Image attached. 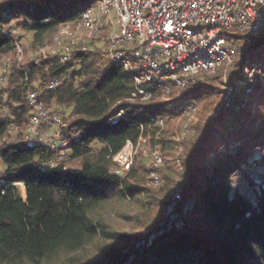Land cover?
<instances>
[{
	"label": "trees",
	"instance_id": "trees-1",
	"mask_svg": "<svg viewBox=\"0 0 264 264\" xmlns=\"http://www.w3.org/2000/svg\"><path fill=\"white\" fill-rule=\"evenodd\" d=\"M90 1H0V71H9L7 82L0 83V264H93L79 255L92 245L109 255L106 246L120 242L121 236L111 231L102 212L127 198L139 201L146 195V202L158 207L161 200L160 192L154 195V189L141 183L144 160L136 161L122 178L112 156L127 140L137 143L150 131L158 134L155 120L175 121L182 115L183 103L202 99L203 115L182 143L185 179L175 185L167 178L161 187L167 193L176 188L181 199L174 197L168 204V218L144 220L128 254L118 260L264 264V173L249 178L250 171L264 167V32L243 46L230 75L233 83L242 79L247 61L258 60L262 80L255 83L247 102L243 85L229 107L222 98V107L209 118L211 97L222 91L212 77L198 80L174 100L131 102L132 78L110 62L96 41L74 45L65 64L60 54L19 60L16 44L24 39L20 32L32 35L33 50L50 45L60 25L77 18L69 7L81 10ZM25 78L28 82L22 83ZM54 78L60 83L50 90ZM28 87L38 91L50 112L63 120L69 150L59 166L51 167L54 152L27 138L33 114ZM116 105L125 118L110 122ZM256 150L262 151L257 158ZM235 180L249 192L234 190ZM18 183L25 186V198Z\"/></svg>",
	"mask_w": 264,
	"mask_h": 264
},
{
	"label": "built area",
	"instance_id": "built-area-1",
	"mask_svg": "<svg viewBox=\"0 0 264 264\" xmlns=\"http://www.w3.org/2000/svg\"><path fill=\"white\" fill-rule=\"evenodd\" d=\"M82 8L75 20L60 25L50 45L41 46L42 56L59 55L62 64L68 62L74 45L99 42L113 65L122 67L132 78L134 91L131 102L149 103L154 98L168 101L176 99L183 90L198 80L211 78L223 66L224 105L232 104L236 92L246 85L245 98L255 90V83L262 79L261 69L254 66L241 72L243 78L230 79L235 68L237 44L248 46L264 29V0H92ZM19 60L24 50L16 44ZM8 69L0 71V83L8 80ZM259 74V75H258ZM28 82V78L22 79ZM60 83L54 78L48 88ZM174 90L176 93H174ZM27 99L33 106L26 129L27 138L36 146H45L54 152L51 167L59 166L68 154L64 139L63 120L45 105L39 92L27 88ZM198 102L183 103L182 115L196 112ZM110 122L125 118L124 111L114 106ZM163 131L165 121L155 120ZM14 129V127H12ZM183 137L189 132L185 125ZM157 134V135H158ZM154 145V144H153ZM142 135L137 143L126 141L123 149L112 156L115 172L122 178L134 166L140 151L152 159L147 183L156 188L161 185L159 168L164 163L158 145L153 146ZM68 166H64L66 171ZM3 164L0 159V172ZM264 173V167L250 171L254 179ZM20 189L24 184L18 183ZM21 190V193H22ZM23 194V193H22ZM176 199L181 195L177 193Z\"/></svg>",
	"mask_w": 264,
	"mask_h": 264
},
{
	"label": "rangeland",
	"instance_id": "rangeland-1",
	"mask_svg": "<svg viewBox=\"0 0 264 264\" xmlns=\"http://www.w3.org/2000/svg\"><path fill=\"white\" fill-rule=\"evenodd\" d=\"M1 1V0H0ZM84 3V0H81ZM69 10L75 12L76 15L80 12V8L69 7ZM23 35L24 39L21 41L20 45L24 50V56L22 62H31L36 61L38 57H40L39 49L33 50L29 47L32 41V35L24 32H20V36ZM244 44L239 42L237 44V58L239 57V52L242 51ZM248 69L253 68L254 66L259 67V61L254 60L252 62H248ZM219 73L216 77H212V82L220 86L221 93L218 92L211 97V105L206 109L207 117H212L214 113L222 107V98H224V85H222V76L225 73L224 67H218ZM235 71V68L231 70L230 75ZM259 75V74H258ZM216 78V79H215ZM262 80V79H261ZM174 93L176 91L174 90ZM171 100V99H169ZM206 103V100L202 99V101L198 102L197 110L195 113H191L189 115H181L177 120L171 121L168 124H165L163 131H161L158 135L157 131H150L147 137L149 138L151 145H158L162 157L164 159V163L159 168V174L161 175L162 182L159 187L153 188L148 185V172L152 166V159L149 158L148 155L139 152L136 161L144 160V165L146 170L141 171V183L150 188L154 189L153 194L158 195L160 192V205L151 206L146 201L147 196L142 195L141 200H134L132 198H127V200L122 202H117L102 212V216L106 219L110 229L112 232H116L121 236L120 242H115L114 244L107 245L109 248V255L102 254L104 251L97 250L95 245L88 246L85 252L79 253L82 256L83 260H89L90 263L93 264H121L118 260L120 255L128 254V246L133 243L134 240L138 238L141 234L143 228L142 225L144 220L150 221L151 219L163 220L168 218V204H171L173 198H176L177 192L176 188L172 189L171 192H165V188L162 189L163 181L167 180V178H172L175 181V185L180 184L185 179L183 176V170L181 165V156L183 153V140L185 137L189 136L191 129L190 126L195 125L200 119L201 115H203V108ZM259 123V122H258ZM255 126H257V124ZM185 125H188L189 132L187 135L183 137L185 132ZM154 133V134H153ZM15 136V135H14ZM163 140L165 143H160ZM162 144L165 146V152H162ZM172 153L170 157H167L165 154ZM262 151L256 150L254 156L255 158L259 157V154ZM135 161V162H136ZM74 163L68 164V166H72ZM243 180V179H242ZM234 190L238 189L240 192L245 193L249 192V189L244 190V186L239 185L238 180L234 181ZM22 190V189H20ZM24 198L26 197L25 189L22 190ZM177 200V199H176ZM189 202L192 201L190 198Z\"/></svg>",
	"mask_w": 264,
	"mask_h": 264
},
{
	"label": "water",
	"instance_id": "water-1",
	"mask_svg": "<svg viewBox=\"0 0 264 264\" xmlns=\"http://www.w3.org/2000/svg\"><path fill=\"white\" fill-rule=\"evenodd\" d=\"M263 32H264V29H263V30H262L257 36H255V37L253 38V40L255 41V39L258 38ZM254 41H253V42H254ZM250 45H251V44H250Z\"/></svg>",
	"mask_w": 264,
	"mask_h": 264
},
{
	"label": "bare ground",
	"instance_id": "bare-ground-1",
	"mask_svg": "<svg viewBox=\"0 0 264 264\" xmlns=\"http://www.w3.org/2000/svg\"><path fill=\"white\" fill-rule=\"evenodd\" d=\"M24 190V189H23Z\"/></svg>",
	"mask_w": 264,
	"mask_h": 264
}]
</instances>
